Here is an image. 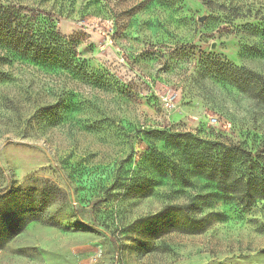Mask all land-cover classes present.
<instances>
[{
    "label": "rangeland",
    "instance_id": "374dc122",
    "mask_svg": "<svg viewBox=\"0 0 264 264\" xmlns=\"http://www.w3.org/2000/svg\"><path fill=\"white\" fill-rule=\"evenodd\" d=\"M0 2L68 58L0 47V264H264V0Z\"/></svg>",
    "mask_w": 264,
    "mask_h": 264
},
{
    "label": "trees",
    "instance_id": "16d2710c",
    "mask_svg": "<svg viewBox=\"0 0 264 264\" xmlns=\"http://www.w3.org/2000/svg\"><path fill=\"white\" fill-rule=\"evenodd\" d=\"M2 6L0 2L1 48H7L12 55L33 63L66 64L68 58L63 57L62 54L65 46H63V38L58 32L41 26L25 27L20 22H15L8 14L9 12L5 8L2 9ZM75 60L73 64H76ZM77 67L79 66L77 65ZM47 109L51 112V116L57 115L60 111L58 104H52ZM228 149L229 153L242 156L246 168L228 186L223 185L221 192L224 197L238 199L245 206H251L257 199L264 198V158L263 160L261 158L253 160L250 154L239 147L231 146ZM229 169L231 166L220 160L213 167L210 177L215 179L217 175L225 174V171L230 172ZM8 190L9 188L0 191L3 198L7 197ZM75 215H77V211H75Z\"/></svg>",
    "mask_w": 264,
    "mask_h": 264
},
{
    "label": "built area",
    "instance_id": "2783aa9c",
    "mask_svg": "<svg viewBox=\"0 0 264 264\" xmlns=\"http://www.w3.org/2000/svg\"><path fill=\"white\" fill-rule=\"evenodd\" d=\"M210 119H211V121L213 122V123H216L217 121H218V119L214 116V117H210Z\"/></svg>",
    "mask_w": 264,
    "mask_h": 264
}]
</instances>
